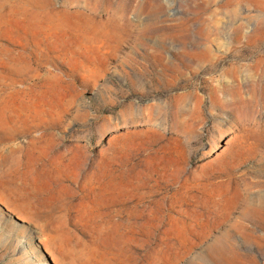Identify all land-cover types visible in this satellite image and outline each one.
I'll list each match as a JSON object with an SVG mask.
<instances>
[{"label": "rangeland", "instance_id": "rangeland-1", "mask_svg": "<svg viewBox=\"0 0 264 264\" xmlns=\"http://www.w3.org/2000/svg\"><path fill=\"white\" fill-rule=\"evenodd\" d=\"M120 1L0 0V264H264V0Z\"/></svg>", "mask_w": 264, "mask_h": 264}, {"label": "bare ground", "instance_id": "bare-ground-1", "mask_svg": "<svg viewBox=\"0 0 264 264\" xmlns=\"http://www.w3.org/2000/svg\"><path fill=\"white\" fill-rule=\"evenodd\" d=\"M146 2H148L146 0ZM106 0H102V1H96V2H93L92 0V4H93V7H100L104 4H106ZM133 3H134V0H122L120 1L115 7H114V13L112 15V19H109V20H105V22H100V21H97L98 18L97 16H93V17H89L90 21L88 23H90L92 26L94 27H99L102 26L104 27V29H106L107 31L105 32L106 35H110V34H113V32L116 33L117 32H120L122 33L123 31L127 30L128 28V18L130 17L129 13L130 11L132 10V7H133ZM113 4V3H112ZM142 4V3H141ZM110 6V5H109ZM149 7V6H148ZM134 9V8H133ZM85 10V9H84ZM111 10V9H110ZM149 10V9H148ZM98 11V10H97ZM101 11V10H100ZM133 12V11H132ZM148 12V11H147ZM104 14V13H103ZM147 14V13H146ZM129 15V17H128ZM85 16V15H84ZM88 16V15H87ZM99 16H102L101 14ZM134 16V14H133ZM88 19V20H89ZM101 19V18H100ZM130 19V18H129ZM136 19V18H135ZM102 20V19H101ZM132 20V19H131ZM94 21L95 24L92 22ZM134 22V21H133ZM132 23V22H131ZM89 24V25H90ZM87 25V24H86ZM90 27V26H89ZM107 28H111V30L107 29ZM87 29V28H86ZM89 29V28H88ZM94 29V28H92ZM102 29V28H101ZM90 30V29H89ZM103 30V29H102ZM90 32V31H89ZM150 32V31H149ZM94 34V33H93ZM144 34V33H143ZM91 35V34H90ZM128 35V34H127ZM99 36V35H98ZM97 36V37H98ZM140 36V35H139ZM100 38V37H99ZM103 38V37H102ZM110 38V37H109ZM95 40V39H94ZM114 43V42H113ZM112 45V44H111ZM207 52H211L210 49L207 50ZM191 66V65H190ZM199 67V66H198ZM200 68V67H199ZM171 69V68H170ZM1 73V72H0ZM227 75H230L233 79H236V71H232V70H227L226 71ZM183 74V73H182ZM231 84V83H229ZM10 86H11V83H10ZM230 86V85H229ZM11 88L9 87V83H0V123H2L3 121H5L8 117H7V112L6 110L10 107V99L9 98H5L3 97L4 95L6 94H10L8 91L10 90ZM5 99V100H4ZM44 127V126H43ZM37 129H42V126L40 125H29L26 127L25 131H24V134L25 136H30V137H33V133L37 130ZM46 129V128H45ZM44 129V131H45ZM51 134V133H50ZM17 136H20V135H12L11 139H14L16 138ZM45 133H42L40 134V136L34 138V140H32L31 142H36L37 143H41L42 140L45 138ZM4 140V137H0V143ZM50 140V139H49ZM30 142V143H31ZM61 147V142L58 140V139H53L52 142L50 143L47 151L48 153H56ZM50 157V156H49ZM12 158L14 159L13 155L12 154H9V155H5L3 156L1 159H0V167L2 165H4L5 163L8 162V160ZM17 160V159H16ZM0 172H1V169H0ZM262 196V195H261ZM264 197V196H262ZM261 203V202H260Z\"/></svg>", "mask_w": 264, "mask_h": 264}]
</instances>
